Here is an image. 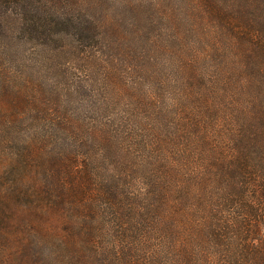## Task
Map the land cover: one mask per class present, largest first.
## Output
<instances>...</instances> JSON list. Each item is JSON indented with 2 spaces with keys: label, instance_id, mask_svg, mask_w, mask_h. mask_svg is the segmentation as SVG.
Instances as JSON below:
<instances>
[{
  "label": "trees",
  "instance_id": "obj_1",
  "mask_svg": "<svg viewBox=\"0 0 264 264\" xmlns=\"http://www.w3.org/2000/svg\"><path fill=\"white\" fill-rule=\"evenodd\" d=\"M0 264H264V0H0Z\"/></svg>",
  "mask_w": 264,
  "mask_h": 264
},
{
  "label": "rangeland",
  "instance_id": "obj_2",
  "mask_svg": "<svg viewBox=\"0 0 264 264\" xmlns=\"http://www.w3.org/2000/svg\"><path fill=\"white\" fill-rule=\"evenodd\" d=\"M18 65H14V70L17 68ZM19 70V69H17ZM5 103L7 104V100L5 101Z\"/></svg>",
  "mask_w": 264,
  "mask_h": 264
}]
</instances>
